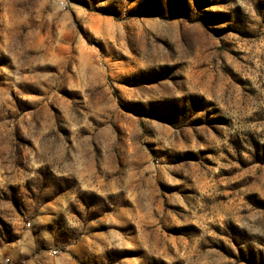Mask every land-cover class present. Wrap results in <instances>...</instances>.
<instances>
[{
  "label": "rangeland",
  "instance_id": "obj_1",
  "mask_svg": "<svg viewBox=\"0 0 264 264\" xmlns=\"http://www.w3.org/2000/svg\"><path fill=\"white\" fill-rule=\"evenodd\" d=\"M0 264H264V0H0Z\"/></svg>",
  "mask_w": 264,
  "mask_h": 264
}]
</instances>
